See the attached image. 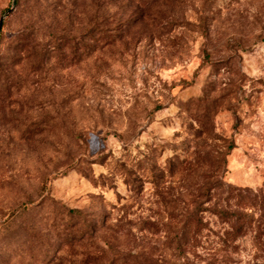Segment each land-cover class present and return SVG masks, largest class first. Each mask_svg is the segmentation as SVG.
<instances>
[{
  "label": "rangeland",
  "instance_id": "1",
  "mask_svg": "<svg viewBox=\"0 0 264 264\" xmlns=\"http://www.w3.org/2000/svg\"><path fill=\"white\" fill-rule=\"evenodd\" d=\"M2 18L0 264H264V0H0ZM100 22L114 34L86 35ZM223 183L249 195L204 191Z\"/></svg>",
  "mask_w": 264,
  "mask_h": 264
},
{
  "label": "trees",
  "instance_id": "2",
  "mask_svg": "<svg viewBox=\"0 0 264 264\" xmlns=\"http://www.w3.org/2000/svg\"><path fill=\"white\" fill-rule=\"evenodd\" d=\"M15 3L18 4L19 0H15ZM127 17H130V16H127ZM132 18L133 17H131L130 20ZM125 19L126 18H122L123 21H126V20L128 21L129 20V18L126 19V20ZM122 20L121 21L118 20V22L120 21L121 24L122 23L124 24V22ZM114 27L115 26H113V24H111V25L109 24V25L105 26L104 24H102V22L96 23V24L90 26V28L86 32V35H89L91 38H93V37L98 36V35L102 36V33H106L108 31H109V33L114 34V31L116 30V27L115 28ZM31 42H32V39L31 40L28 39V41L26 42V46H29V44ZM35 46L36 45L34 44V47H33L34 51L36 49ZM57 47L59 48V45H57ZM39 48H40V50H38V51L40 53H42L44 48L43 47H39ZM52 49H55V47L52 48ZM221 186H223V187L225 186L226 191L228 192V194L236 195L238 198L247 197L249 195V192H250L249 188L237 187V186H234L232 184H226L225 185L224 183L223 184H218V185L217 184H210L209 186H207V188H205L204 191L207 192V193H211V192H213V190H215L217 188H220ZM256 198H257V196L254 195V198H252V199L255 200ZM260 205L262 206V208H264V203L261 202ZM213 211L216 214H218L219 216L223 217L224 219H229V215H231L230 214L231 212L229 210H227L226 208H224L222 206H218V205L213 208ZM71 212H74V213H77V214H81V212L79 210H76V209H72ZM245 216H246V214H245ZM189 217H191L192 221H197V222L201 221L200 219L196 218V214L195 213H192ZM259 220L261 221V223H264V214L262 215V218H260ZM245 223L246 222H241V223L238 224V222H232V226H233L234 231L236 233H239L240 231H242L243 228L245 227ZM89 234H90V232L86 231V228H83V231H81V232H79L77 234H73L72 238H71L72 245L75 246V247L83 245L82 242L83 241H87L86 240V236L89 235ZM131 256H132V254H126V255H123L122 257H123V259H125V258H129Z\"/></svg>",
  "mask_w": 264,
  "mask_h": 264
},
{
  "label": "water",
  "instance_id": "3",
  "mask_svg": "<svg viewBox=\"0 0 264 264\" xmlns=\"http://www.w3.org/2000/svg\"><path fill=\"white\" fill-rule=\"evenodd\" d=\"M13 3H15V0H13ZM10 10H8V12H9ZM7 12V13H8ZM7 13L5 14V16L7 15ZM2 22H3V18L0 20V29H1V26H2Z\"/></svg>",
  "mask_w": 264,
  "mask_h": 264
}]
</instances>
